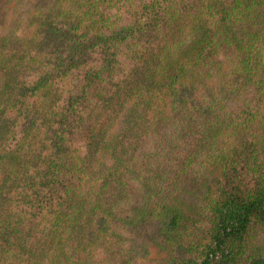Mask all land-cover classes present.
Masks as SVG:
<instances>
[{"label": "trees", "instance_id": "1", "mask_svg": "<svg viewBox=\"0 0 264 264\" xmlns=\"http://www.w3.org/2000/svg\"><path fill=\"white\" fill-rule=\"evenodd\" d=\"M6 3L0 264H264V0Z\"/></svg>", "mask_w": 264, "mask_h": 264}, {"label": "rangeland", "instance_id": "2", "mask_svg": "<svg viewBox=\"0 0 264 264\" xmlns=\"http://www.w3.org/2000/svg\"><path fill=\"white\" fill-rule=\"evenodd\" d=\"M137 2L138 1H140V0H136ZM8 4H10V3H6V0H0V9L2 10V12L1 13H5V7H6V9H8L9 8V5ZM0 23H1V20H0ZM17 32V34L18 35H22V34H20L21 32V28H19L18 30H16ZM73 146H75V147H77L78 148V150L81 152L82 151V144H81V142L79 141V139L78 138H74L73 139ZM149 264H154V262H150Z\"/></svg>", "mask_w": 264, "mask_h": 264}]
</instances>
